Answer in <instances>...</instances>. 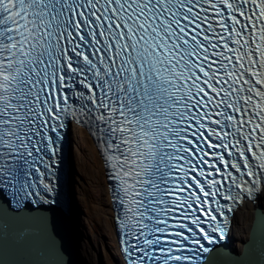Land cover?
Masks as SVG:
<instances>
[{
	"label": "snow or ice",
	"instance_id": "6c2138e0",
	"mask_svg": "<svg viewBox=\"0 0 264 264\" xmlns=\"http://www.w3.org/2000/svg\"><path fill=\"white\" fill-rule=\"evenodd\" d=\"M70 121L93 138L114 264H206L264 192V0H0V196L65 203Z\"/></svg>",
	"mask_w": 264,
	"mask_h": 264
},
{
	"label": "water",
	"instance_id": "95a60500",
	"mask_svg": "<svg viewBox=\"0 0 264 264\" xmlns=\"http://www.w3.org/2000/svg\"><path fill=\"white\" fill-rule=\"evenodd\" d=\"M60 166H64V161ZM75 214L58 207L55 202L31 204L25 201L16 205L0 196V264H39L40 261L44 264H82L72 234L76 226ZM262 246L264 204H256L243 249H235L231 240L211 249L204 261L206 264H264Z\"/></svg>",
	"mask_w": 264,
	"mask_h": 264
},
{
	"label": "bare ground",
	"instance_id": "6f19581e",
	"mask_svg": "<svg viewBox=\"0 0 264 264\" xmlns=\"http://www.w3.org/2000/svg\"><path fill=\"white\" fill-rule=\"evenodd\" d=\"M65 135L63 191L66 200L62 207L76 213L72 234L76 238L78 258L82 264H114L112 258L119 253L116 230L112 226L111 198L107 192L102 194L103 177L93 139L85 129L69 123ZM256 204H264V192L257 193L249 202L242 201L234 211L230 238L239 251L248 241Z\"/></svg>",
	"mask_w": 264,
	"mask_h": 264
},
{
	"label": "clouds",
	"instance_id": "9594fccd",
	"mask_svg": "<svg viewBox=\"0 0 264 264\" xmlns=\"http://www.w3.org/2000/svg\"><path fill=\"white\" fill-rule=\"evenodd\" d=\"M63 170H64V166H63ZM245 202H248V200H247V201H245ZM232 223H233V216H232ZM232 225H233V224H232ZM232 225H231V226H232ZM232 229H233V228H232Z\"/></svg>",
	"mask_w": 264,
	"mask_h": 264
},
{
	"label": "rangeland",
	"instance_id": "374dc122",
	"mask_svg": "<svg viewBox=\"0 0 264 264\" xmlns=\"http://www.w3.org/2000/svg\"><path fill=\"white\" fill-rule=\"evenodd\" d=\"M245 234V233H244ZM246 235V234H245Z\"/></svg>",
	"mask_w": 264,
	"mask_h": 264
}]
</instances>
